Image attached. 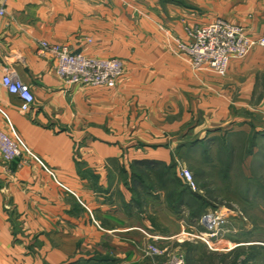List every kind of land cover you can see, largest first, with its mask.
<instances>
[{"label":"crops","instance_id":"obj_1","mask_svg":"<svg viewBox=\"0 0 264 264\" xmlns=\"http://www.w3.org/2000/svg\"><path fill=\"white\" fill-rule=\"evenodd\" d=\"M1 9L0 129L32 156L20 166L0 151V264H161L174 239L202 234L169 207L156 174L172 168L182 180L185 153L264 134V48L221 77L195 73L173 45L217 19L259 40L264 0H0ZM44 40L119 59L123 74L113 88L67 85ZM7 72L33 92L29 113L3 86ZM241 235L216 245L235 251Z\"/></svg>","mask_w":264,"mask_h":264},{"label":"built area","instance_id":"obj_2","mask_svg":"<svg viewBox=\"0 0 264 264\" xmlns=\"http://www.w3.org/2000/svg\"><path fill=\"white\" fill-rule=\"evenodd\" d=\"M5 10H0L4 15ZM40 52L54 57L57 61V74L67 85L108 87L116 86L123 74V63L119 59H100L75 53L69 46L41 41ZM264 48V37L253 40L246 36L241 27L233 26L223 19H217L211 24L189 32L187 42L176 40L173 52L182 58L197 73H211L225 77L233 60L247 59L256 47ZM3 86L21 100V112L29 113L35 102V96L29 86L24 84L18 76L7 72L3 79ZM0 151L7 162L19 161L23 166L32 156L31 150L20 140H15L0 129ZM179 176L193 191L197 185L193 173L181 168ZM205 229L200 238L207 237L206 242L217 246L220 233L231 223L229 211L226 209L209 210L201 218ZM210 245V244H209ZM213 248V245H210ZM149 252L154 256H161L156 247H150ZM167 264H185L182 253L175 252L169 256ZM119 264V263H115Z\"/></svg>","mask_w":264,"mask_h":264},{"label":"rangeland","instance_id":"obj_3","mask_svg":"<svg viewBox=\"0 0 264 264\" xmlns=\"http://www.w3.org/2000/svg\"><path fill=\"white\" fill-rule=\"evenodd\" d=\"M254 136L250 135L240 140L234 139L233 142L215 141L208 148L207 155L199 151L195 155L190 156L185 153L183 156L186 160L183 168L189 171L193 168L197 188L203 189L201 195L209 204L207 211L226 209L241 214L240 216L245 218L242 222L237 219L231 220L215 241L225 243L230 248L229 241L241 240V234H244L242 241L247 244L236 251L231 249L229 251L220 246L211 248L206 242L207 237L200 238L199 234L194 237L183 236L174 239L172 242L175 243L167 247L171 249V252H166L167 255L161 260V264H167L169 256L175 252L183 254L185 264H264V246L253 243L255 238L258 241L260 239L264 241V134ZM255 147L258 153L252 156L250 154ZM165 219L163 217L161 220L162 225L171 231L178 229L176 223ZM196 222L200 232H205L203 226V229L200 228L201 222ZM239 229L245 230L239 234ZM255 229H262L261 237L250 234ZM187 241L196 246L197 244L202 246L188 254L186 247L178 245L185 244ZM209 252H215L218 255L212 256Z\"/></svg>","mask_w":264,"mask_h":264},{"label":"trees","instance_id":"obj_4","mask_svg":"<svg viewBox=\"0 0 264 264\" xmlns=\"http://www.w3.org/2000/svg\"><path fill=\"white\" fill-rule=\"evenodd\" d=\"M172 171V168H170L163 173L156 174L160 181L159 184L163 185L166 189L169 207L178 213H182L183 209L189 212V215L186 217L188 223H193L192 221L195 220L201 221V218L208 210V202L205 201L204 197L198 191L195 192L189 188ZM196 221L194 222L195 224L197 223ZM200 228H202V225ZM183 246L187 248L188 254H190L191 251L199 249L202 245L197 244L196 246L192 242L187 241ZM209 253L212 256L218 255L215 252Z\"/></svg>","mask_w":264,"mask_h":264}]
</instances>
